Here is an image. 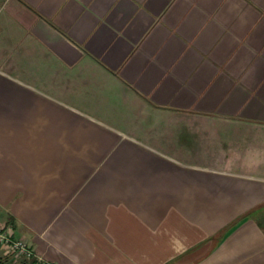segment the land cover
Masks as SVG:
<instances>
[{
    "label": "crops",
    "instance_id": "1",
    "mask_svg": "<svg viewBox=\"0 0 264 264\" xmlns=\"http://www.w3.org/2000/svg\"><path fill=\"white\" fill-rule=\"evenodd\" d=\"M0 223L33 264H264V0H0Z\"/></svg>",
    "mask_w": 264,
    "mask_h": 264
},
{
    "label": "built area",
    "instance_id": "2",
    "mask_svg": "<svg viewBox=\"0 0 264 264\" xmlns=\"http://www.w3.org/2000/svg\"><path fill=\"white\" fill-rule=\"evenodd\" d=\"M0 248L13 256L18 264H33L36 258L33 248L26 241L13 236L9 224L0 223Z\"/></svg>",
    "mask_w": 264,
    "mask_h": 264
}]
</instances>
